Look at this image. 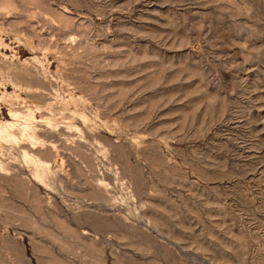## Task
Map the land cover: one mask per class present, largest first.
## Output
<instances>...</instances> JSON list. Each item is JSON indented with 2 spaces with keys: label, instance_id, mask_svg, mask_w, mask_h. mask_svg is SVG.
Here are the masks:
<instances>
[{
  "label": "rangeland",
  "instance_id": "374dc122",
  "mask_svg": "<svg viewBox=\"0 0 264 264\" xmlns=\"http://www.w3.org/2000/svg\"><path fill=\"white\" fill-rule=\"evenodd\" d=\"M0 129V264H264V0H0Z\"/></svg>",
  "mask_w": 264,
  "mask_h": 264
},
{
  "label": "bare ground",
  "instance_id": "6f19581e",
  "mask_svg": "<svg viewBox=\"0 0 264 264\" xmlns=\"http://www.w3.org/2000/svg\"><path fill=\"white\" fill-rule=\"evenodd\" d=\"M10 126V125H9ZM4 135V134H6V131L5 130H3V129H0V135Z\"/></svg>",
  "mask_w": 264,
  "mask_h": 264
}]
</instances>
